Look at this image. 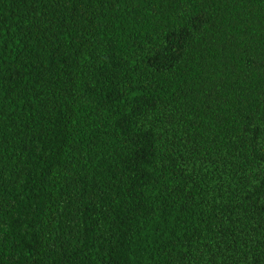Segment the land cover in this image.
<instances>
[{
	"label": "trees",
	"instance_id": "1",
	"mask_svg": "<svg viewBox=\"0 0 264 264\" xmlns=\"http://www.w3.org/2000/svg\"><path fill=\"white\" fill-rule=\"evenodd\" d=\"M0 264H264V0H0Z\"/></svg>",
	"mask_w": 264,
	"mask_h": 264
}]
</instances>
